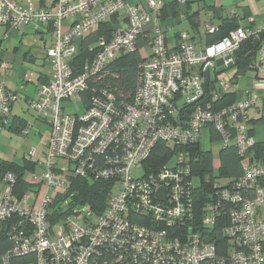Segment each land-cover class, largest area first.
Returning a JSON list of instances; mask_svg holds the SVG:
<instances>
[{"label":"built area","instance_id":"2783aa9c","mask_svg":"<svg viewBox=\"0 0 264 264\" xmlns=\"http://www.w3.org/2000/svg\"><path fill=\"white\" fill-rule=\"evenodd\" d=\"M28 1L24 7L16 0H0V25L9 30L29 23L54 25L47 50L51 78L29 103L51 129L43 160L37 148L25 155L40 167L29 175L34 189L18 196L15 174L7 171L2 177L0 229L6 228L11 246L0 251V264L33 253L34 264H264V159L250 161L257 145L249 129L250 109L258 95L215 108L220 91L214 90L205 107H197L188 120L182 115L185 104L203 97L205 72L215 69L219 58L234 62L244 43L257 38L264 25L238 27L203 49L182 32L179 51L173 52L164 26L147 29L154 15L161 14L163 0H147L151 12L129 0H57L56 10ZM120 13L124 16L113 37L75 72L78 41ZM66 19L73 23L63 32ZM207 31L216 33L217 27L208 25ZM142 34L151 39L153 55L141 65L132 100L97 87L119 53L137 49ZM3 38L8 34H0ZM194 67L201 72H191ZM255 69L264 74V43ZM218 84L221 91L229 90L228 79L220 78ZM16 100L0 72V131L10 124ZM79 102L85 103L83 113L75 109ZM208 126L219 134L223 147H236L243 173L233 182H214L199 223L194 196L200 177L194 174V154L188 148L200 142ZM31 127L27 124L21 134L26 137ZM160 146L169 147L172 155L153 167L150 159ZM74 177L111 182L101 215L86 204L71 205ZM58 197L70 215L52 225L48 213ZM223 216L231 222L221 229L228 246L220 253L209 228Z\"/></svg>","mask_w":264,"mask_h":264},{"label":"crops","instance_id":"0c3cea01","mask_svg":"<svg viewBox=\"0 0 264 264\" xmlns=\"http://www.w3.org/2000/svg\"><path fill=\"white\" fill-rule=\"evenodd\" d=\"M16 1L24 7L29 6L28 0ZM129 1L140 4L146 11L151 12L147 0ZM163 1L165 5L161 14L154 15L153 22L147 27V29L151 30L155 25L164 26L167 30V47L173 52L179 51V40L182 32H187L190 35V39L197 49H203L214 43V40H216L215 38L218 37L221 39L226 37L232 30L238 27L257 28L264 25V0ZM31 2L34 7H49L52 10H56L57 8V0H31ZM123 16V13H120L119 15L112 16L108 19L111 20L110 25L112 36L122 21ZM72 23V19L64 20L62 24L63 32L67 31ZM208 25H215L217 27V37L216 34L207 31ZM53 30V23H49L45 26L29 23L15 30H9L8 27L0 25V34H8V38L0 39V72L7 87L17 95V100L12 104V118L10 124L4 127L2 129L3 131L9 130L11 133L21 134V130L27 124L32 125L31 129L35 127L33 123H29L28 118L16 111L15 106L17 103L23 102L27 106L26 111L32 112L29 105L30 100L38 97L40 87L47 83L51 78L53 66L47 55V50L53 43ZM84 39L85 37L78 41V52L72 64L77 73L82 70L86 62L93 58L92 57L91 59H87L86 62L78 64L77 56L81 52V46ZM103 41H106V39L100 37L96 42L89 45V49L93 50L97 46L101 47ZM262 43H264V38L260 40L259 45ZM141 52L146 58L152 57L153 47L151 39H149V41L142 47ZM249 55L252 59L250 61V66L245 73H239L238 68L240 63L233 69H230L229 75L226 77H223V74L217 75L216 67L211 70V82L215 81V85H217L220 78L228 79L230 81V87L225 93H233L235 96L234 101L250 99L255 95H258L259 100L250 109L249 126L250 133L255 136L258 144L264 143V74H259L255 69L257 53L253 55V53L250 52ZM191 72L198 74L201 71L199 67H194ZM248 72H253V75L248 79L246 85L242 87L240 86V80L242 77L246 76ZM235 80L237 81L236 83H234ZM214 90L217 89H213L212 92ZM79 103H76L75 105H79ZM85 103L83 102V109ZM67 110H69V108H67ZM32 116L35 118L33 112ZM35 120L36 124L39 122L36 129L38 131L37 134L42 135L43 124L49 123L47 120L38 119L37 117ZM29 134L26 137H28ZM218 135L219 134L211 126H208L203 130L202 137L198 143L203 152L209 151L212 153L213 166L216 171H218L221 166L220 154L223 149L220 136ZM26 137L24 136V138ZM203 141L208 142V145L210 146L204 147ZM45 143L46 139L37 147L40 154L44 152ZM214 144H219L218 158L214 155ZM29 151L24 153L22 161L19 162H23V160L26 159L25 155ZM254 153L255 152L252 150L250 157H252ZM1 158L18 161L4 157ZM36 170L39 171L40 167L37 166ZM2 185L3 184L1 183L0 186L2 187Z\"/></svg>","mask_w":264,"mask_h":264},{"label":"trees","instance_id":"16d2710c","mask_svg":"<svg viewBox=\"0 0 264 264\" xmlns=\"http://www.w3.org/2000/svg\"><path fill=\"white\" fill-rule=\"evenodd\" d=\"M110 21L111 20L104 21L97 27L98 29L96 28L97 30L94 32L92 31L93 33L91 32L85 37L82 42L81 52L77 56L78 64L86 62L87 59H91L95 53L100 50V46L90 50L89 45L91 43L96 42L100 37H104L106 41L113 37ZM217 36L218 34H216V37ZM262 38H264V31L258 36L259 40H262ZM215 39L214 42L218 41L220 38L217 37ZM256 39L257 38L248 39L237 53V57L240 60L238 68L239 73H245L248 70L252 59L249 53L252 52L253 55L257 53L260 45L255 44ZM148 41V34H142L138 37L137 49L135 51L119 53L117 58L106 68V74L97 84V87L108 88L113 91L118 99L132 100L138 86L141 65L146 59V57L142 55L141 49ZM215 88V81L211 82L205 96L195 103L185 104L182 107L183 120H188L197 107H205L211 100V92ZM90 96L91 90L84 94L85 102L88 103ZM234 97L233 93L220 94V98L215 101L213 105L215 108L228 106L234 102ZM188 149L194 154V174L200 177L194 196L195 208L196 212H198L200 223V214L203 212V207L212 198L214 182L216 180L233 182L243 173V163L235 146L223 147L220 154L221 166L218 171H216L213 166V156L211 152H203L198 143ZM253 151L255 153L250 157V161H260L264 159V143H258ZM171 155L169 147L160 146L150 159V164L153 163V167H158L166 163ZM36 168L37 163L27 159L23 160V162H19L6 160L0 157V185L5 172L10 171L14 173L17 177L15 193L20 196L22 193L34 189V184L30 181L28 174L36 171ZM111 185V182L108 181L93 180L87 177H74L68 194H73L71 205L86 204L90 206L97 215H101L107 206ZM61 201L62 198L58 197L50 206L48 218L52 225L57 224L70 215V209L65 210L62 208ZM230 222L228 216H223L222 219L220 218L218 220L214 228H209V233L211 234L210 240L216 244L220 253H224L228 246V241L222 234L221 229L229 225ZM203 229L206 228L203 227ZM10 246L11 241L8 237L6 228L0 229V251H4ZM35 261L36 255L33 253L28 256L15 258L13 264H34Z\"/></svg>","mask_w":264,"mask_h":264},{"label":"rangeland","instance_id":"374dc122","mask_svg":"<svg viewBox=\"0 0 264 264\" xmlns=\"http://www.w3.org/2000/svg\"><path fill=\"white\" fill-rule=\"evenodd\" d=\"M253 72H248L246 76L242 77L240 80V86L244 87L246 85V82L250 77H252ZM229 75V71L226 73H223V77H226ZM16 111L20 112V114L24 115L26 118L29 119V123H33L35 127L31 129V132L28 137L24 138L21 134L17 133H11L9 130H1L0 131V156L7 158V159H15L18 161H22L23 155L25 152L29 151L32 148H37L40 143H43V141L47 138L50 132V125L49 124H43L42 126V135L37 134L38 131L37 126L39 122L35 123L36 114L33 110H31L35 118L32 116V112L26 111L27 106L23 102H19L15 106ZM75 109L79 110L80 113H83V103L80 102L79 105L75 106ZM25 110V111H24ZM33 119V120H32ZM204 147H209L208 142L203 141ZM218 149L219 144L213 145L214 155L216 158H218ZM39 150V149H38ZM38 157H40L41 160H43V153L38 152Z\"/></svg>","mask_w":264,"mask_h":264},{"label":"water","instance_id":"95a60500","mask_svg":"<svg viewBox=\"0 0 264 264\" xmlns=\"http://www.w3.org/2000/svg\"><path fill=\"white\" fill-rule=\"evenodd\" d=\"M259 43H260V40L256 39L255 44L259 45ZM225 62H226V59H224V58H219L216 60V67H217L216 73H217V75H221V74L229 71L230 69H233L235 66L239 65L240 60L238 57H236L234 62H229L228 64H226ZM236 82L237 81L235 80L234 83H236ZM210 83H211V70H207L205 72V80L202 83L203 96H205V94L207 92V88L210 85ZM216 89L220 91V94H225L224 91L220 90L219 84L216 85ZM169 166L174 167L175 166V160H173ZM72 170L73 171L75 170L74 166L72 167ZM160 192H162V190Z\"/></svg>","mask_w":264,"mask_h":264}]
</instances>
